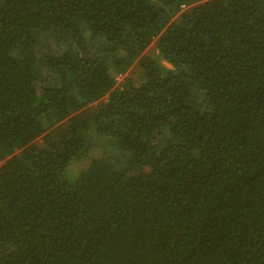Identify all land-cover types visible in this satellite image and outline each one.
Instances as JSON below:
<instances>
[{
	"label": "trees",
	"instance_id": "trees-1",
	"mask_svg": "<svg viewBox=\"0 0 264 264\" xmlns=\"http://www.w3.org/2000/svg\"><path fill=\"white\" fill-rule=\"evenodd\" d=\"M0 264H264V0H0Z\"/></svg>",
	"mask_w": 264,
	"mask_h": 264
},
{
	"label": "rangeland",
	"instance_id": "rangeland-1",
	"mask_svg": "<svg viewBox=\"0 0 264 264\" xmlns=\"http://www.w3.org/2000/svg\"><path fill=\"white\" fill-rule=\"evenodd\" d=\"M188 8L186 7H183L181 13L174 18V20L178 19L179 16L184 12L186 11ZM53 39L46 35L43 37L42 41H41V44L39 45V48H38V54L41 56V55H44L48 52H50V49H54V46H53ZM148 55L152 56V57H159V51L157 50L156 48V45H155V42L146 50V52ZM162 64L168 68V69H171V66L165 62L162 61ZM126 77L125 76H121V78L119 80H117V83H123L124 82V78ZM81 168V164H75L72 168V172H74L75 174L78 172V170Z\"/></svg>",
	"mask_w": 264,
	"mask_h": 264
},
{
	"label": "built area",
	"instance_id": "built-area-1",
	"mask_svg": "<svg viewBox=\"0 0 264 264\" xmlns=\"http://www.w3.org/2000/svg\"><path fill=\"white\" fill-rule=\"evenodd\" d=\"M121 78V76H118L117 80H119Z\"/></svg>",
	"mask_w": 264,
	"mask_h": 264
}]
</instances>
